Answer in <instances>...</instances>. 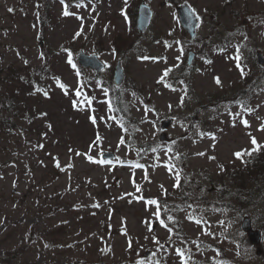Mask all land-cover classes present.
<instances>
[{"label": "rangeland", "instance_id": "rangeland-1", "mask_svg": "<svg viewBox=\"0 0 264 264\" xmlns=\"http://www.w3.org/2000/svg\"><path fill=\"white\" fill-rule=\"evenodd\" d=\"M140 1L65 0L72 13L65 16L61 0H0V107L13 95V109L0 116V264H264L263 176L255 157L234 155L252 149V137L264 146V65L255 55L264 54V0H231V10L247 5V20L241 14L236 34H216L209 45L201 35L229 0H147L155 16L143 34L124 15L125 5ZM183 1L203 21L195 39L180 24ZM237 46L243 77L232 58ZM78 49L101 52L106 68L80 70ZM119 59L125 77L117 84ZM28 69L44 77L43 88L15 101L30 92L18 77ZM108 88L121 92L126 114L114 108ZM168 117L173 139L165 141ZM148 200L162 202L159 218ZM244 215L262 230L261 243L243 229Z\"/></svg>", "mask_w": 264, "mask_h": 264}, {"label": "snow or ice", "instance_id": "snow-or-ice-1", "mask_svg": "<svg viewBox=\"0 0 264 264\" xmlns=\"http://www.w3.org/2000/svg\"><path fill=\"white\" fill-rule=\"evenodd\" d=\"M61 3L64 4V7H65V10H64V12H63V15H65V16H67V15H72V13H70V12L68 11V5L65 3V0H61ZM125 4H127V0H125ZM77 6H80V5H77ZM9 11H12V9H9ZM191 11H192V13H193V17H194V20H195V22H196L195 26H196V27H199V26L203 23V21H202L201 17L199 16V14H197V13L195 12V9H192ZM124 14H125V18L127 19L126 12H125ZM81 31H82V29H81ZM79 35H80V32H77V33H76V36H79ZM181 51H183L182 48H181ZM221 51H222V50H221ZM40 55H41V58H43V53H41ZM140 58H141L142 60H148V59H152L153 61H156V60H157V58H155V57H147V56H143V57H140ZM232 58L237 62V63H236V66H237V68L240 70V74H241V76H242V77H243V76H246L247 73L245 72L244 67H243V66L241 65V63H240L242 57H241L240 54H239V46H237V54H236L234 57H232ZM177 59H179V57H177ZM68 62H69V63H72L71 58H69V61H68ZM206 62H207V63H211V61H206ZM25 63H27V61H25ZM172 70H173V69H171V68L165 69L164 72H163V75L160 77V81L163 82V81L165 80V78L168 77L169 73H170ZM54 79L57 81L58 86H59L62 90L65 91V94H67V88H66V86H65L63 83H60V82H59V78H55V77H54ZM214 79H215V83H216L217 85H221V81H220V78H219V77H215ZM181 83H183V82L181 81ZM167 86H168V87H171V85H167ZM37 90L40 91V89H37ZM173 90H175V89H173ZM184 92H185V96H186V95H187V88H185ZM43 94H44L46 97L48 96V92H47V91H44ZM80 94H81V93H80L79 91H77V95H80ZM133 95H134V94H133ZM181 103H183V97L181 98ZM74 106H75V102H74ZM169 107H171V106H169ZM241 107H243L244 110L247 111L249 114L253 111V109H251V108H246V107H244L243 105H241ZM145 110H146V111H149L150 109H148V108L146 107ZM45 115H46V114H45ZM236 115H239V113H237ZM90 119L92 120L93 124L96 123V120H95V117H94V116L90 117ZM241 123L244 124L246 127L249 126L247 119H243V120L241 121ZM49 127H50V126H49ZM260 130H264V124L261 125ZM201 135L203 136L204 134L201 133ZM212 138L215 139L214 136H213ZM121 142H123V141H121ZM251 143H252V145H253V148H252V149H250V150H249V149H245V150H242V151H240V152H236V153H234V155L236 156L237 159H241V160H243L244 156H249V157H250V156L252 155L253 152H257V151H259V150L261 149V147H262V146L257 142V140H256L255 137H252V138H251ZM77 154L79 155V153H77ZM198 155H204V153H198ZM88 159H89L90 161H92V162H99V163H104V162H105V161H103V160H101V161H94V160H92L91 157H89ZM211 159H215V157H211ZM137 166H139V165H137ZM57 167H59V163H58V162H57ZM220 167H221V169L223 170V166L221 165ZM170 170H171V167H170ZM174 187H179V176H178V174H177V184H175ZM139 190H140V189L137 188V191H139ZM165 194H166V193H165ZM141 199H142V197H141ZM147 204H149V205H155V206H156V211H155L154 215L157 216V217L159 218V217L161 216V211H160L159 201H157V200H148V201H147ZM99 206H100L99 204L94 205V207H99ZM190 207H191V206H190ZM169 219H172V217H169ZM188 219L192 220L193 218H192L191 216H189ZM194 222L197 223V224H200V223H201V221L198 220V219L195 220ZM146 223H147V222H146ZM160 224H161V226L167 228L168 231H169L170 233L172 232V229H171V228H168V225L164 222L163 219H160ZM149 230H150V231L152 230V229H151V226H149ZM124 234L127 235L126 229L124 230ZM155 242H156L157 244L160 243L159 240H156ZM45 246L47 247L48 245H45ZM130 246H131V241H129V247H130ZM161 247H163V245H161ZM108 250L110 251V249H108ZM177 254H178L181 258L184 257V252H183L182 250H177ZM141 264H142V262H141ZM157 264H159V262H157ZM183 264H188V261H187V260H183ZM222 264H223V262H222Z\"/></svg>", "mask_w": 264, "mask_h": 264}, {"label": "water", "instance_id": "water-1", "mask_svg": "<svg viewBox=\"0 0 264 264\" xmlns=\"http://www.w3.org/2000/svg\"><path fill=\"white\" fill-rule=\"evenodd\" d=\"M179 14L181 16V20L183 25L189 30L191 33V36L194 37L196 34V22L193 17L192 13V7L188 3H183L178 6ZM153 16V9L147 2H142L139 9V15H138V28L141 32L145 31L147 27L149 26L151 19ZM192 57V54H191ZM80 62L84 65H92L94 68L101 70L104 68L105 64L104 62L98 57L97 54H89L85 53L83 51L79 54ZM124 77L123 68L121 66V63L119 62L116 71H115V81L116 83H120ZM172 117L167 118L163 121L162 127L166 128L169 126V124L172 122ZM162 138H165V132L162 133ZM106 155H112V153H106ZM243 226L245 229L249 230V233L251 235V239L254 242H258L260 240V231L258 229H253L251 227V222L249 217H245L243 221ZM150 253V251H147V255Z\"/></svg>", "mask_w": 264, "mask_h": 264}, {"label": "trees", "instance_id": "trees-1", "mask_svg": "<svg viewBox=\"0 0 264 264\" xmlns=\"http://www.w3.org/2000/svg\"><path fill=\"white\" fill-rule=\"evenodd\" d=\"M19 79H21L22 81H24V82H28V81H34V85H35V87H37V88H40V87H42L44 84H43V79L42 78H40V77H38V78H36V76H35V73L33 72V71H26L25 73H23L22 75H20L19 76ZM113 91V93H112V95L114 96V100H115V106H116V109H119V110H121V111H123V113L124 114H126L127 112H128V110H127V105H126V101H125V99H124V97H123V95L121 94V92L120 91H118V93H117V95L116 94H114V90H112ZM11 96L10 95H7L6 96V101H5V104L7 105H3L4 107H1V109H0V116H2V114H3V112H4V108L5 109H10V105H9V102L11 101ZM16 100V99H15ZM19 100V99H18ZM3 110V111H2ZM8 120H9V118H7V123H8ZM2 121V120H1ZM0 121V122H1ZM157 148L158 147H160V146H156ZM261 153H262V156L261 155H258V154H252L251 156H253V157H255V158H253V160L255 161V170L254 171H259L260 172V174H262V176H263V178H264V146L262 147V149H261ZM250 156V157H251ZM259 156H261V157H259ZM175 166H178V164L177 163H175L174 164ZM252 169H249V172L252 174ZM232 177H234V178H237L236 176H234L233 174H232ZM259 177V176H258ZM253 178V177H252ZM263 178H261L260 179V181L261 182H263V186H260V187H262V189H261V193L262 194H264V179ZM241 179H243V176H239V178H238V185H237V188L241 185L240 184V181H241ZM240 188H238V191L236 190V191H234V192H237L238 194H240ZM243 197V196H242ZM241 197V195H239V199H240V202L241 201H243V198Z\"/></svg>", "mask_w": 264, "mask_h": 264}, {"label": "flooded vegetation", "instance_id": "flooded-vegetation-1", "mask_svg": "<svg viewBox=\"0 0 264 264\" xmlns=\"http://www.w3.org/2000/svg\"><path fill=\"white\" fill-rule=\"evenodd\" d=\"M226 3L224 4L223 8H220L222 11H224V13L222 15L220 13H217V12L213 13V14L217 15V17H216L217 21L215 22V21H213L211 19V22H215V23H212V26H211L212 29H211L210 33H208V35H207V38H208L207 40H208L209 44H213L212 40L215 38L216 34L217 35H221V36H225V37H230V38H231V33L236 34L237 33V29H235V26H237V25H234L235 24V19L237 20V23H241V21L239 19L240 15L243 14V19H244V15L247 13V9L248 8H247L246 4L241 6L240 8H235V9L231 10V8H230L231 0H229L228 3H227V5L229 6L228 9H226ZM258 11H259V13L262 12V11H260V9L255 11V12H258ZM226 12H227V14H226ZM255 15H257V14L255 13ZM231 18L234 19L233 20V25H232L231 21L229 22V20ZM244 20L246 21L247 19H244ZM223 21H227L228 22V23L224 22V25H223V28H224V31H225L224 34L222 33L221 28H220L221 27V23ZM225 40L226 39H223L222 41L214 42V45H220V43H223Z\"/></svg>", "mask_w": 264, "mask_h": 264}]
</instances>
